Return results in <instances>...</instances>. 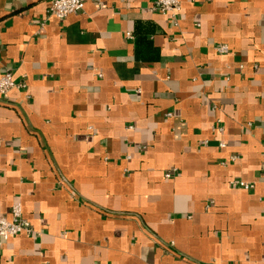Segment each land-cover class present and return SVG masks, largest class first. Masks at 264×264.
Returning <instances> with one entry per match:
<instances>
[{
  "label": "crops",
  "instance_id": "crops-1",
  "mask_svg": "<svg viewBox=\"0 0 264 264\" xmlns=\"http://www.w3.org/2000/svg\"><path fill=\"white\" fill-rule=\"evenodd\" d=\"M49 4L0 0V264H264V0Z\"/></svg>",
  "mask_w": 264,
  "mask_h": 264
},
{
  "label": "built area",
  "instance_id": "built-area-1",
  "mask_svg": "<svg viewBox=\"0 0 264 264\" xmlns=\"http://www.w3.org/2000/svg\"><path fill=\"white\" fill-rule=\"evenodd\" d=\"M84 8V0H50L48 7V14L55 16L59 19H64L68 15L81 11ZM153 8L156 11L162 13L175 14L181 9V0H154ZM129 37H132L131 33H128ZM218 50L220 52H227L228 45L222 44L219 46ZM17 83L13 78L11 71L5 72L0 77V94L8 93L12 88L17 87ZM221 146H225L221 143ZM238 157L231 156L229 160L235 161ZM226 163V162H225ZM223 163V164H225ZM175 171V170H174ZM173 172H167L166 177H172ZM232 184L239 186L246 190H250L255 187L254 183L247 182L243 179L234 180ZM32 232V228L29 222L23 216V206L20 202L15 203L11 208V218L0 215V238L1 240H8L11 237L17 236L21 233Z\"/></svg>",
  "mask_w": 264,
  "mask_h": 264
}]
</instances>
